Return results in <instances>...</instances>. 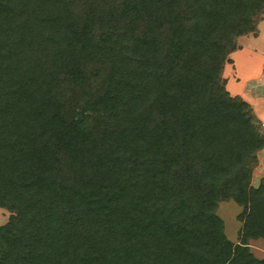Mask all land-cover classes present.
<instances>
[{
  "label": "trees",
  "instance_id": "obj_1",
  "mask_svg": "<svg viewBox=\"0 0 264 264\" xmlns=\"http://www.w3.org/2000/svg\"><path fill=\"white\" fill-rule=\"evenodd\" d=\"M73 1L0 0V264H264V188L228 183L238 244L216 214L263 143L220 74L264 0H132L147 29L103 33Z\"/></svg>",
  "mask_w": 264,
  "mask_h": 264
},
{
  "label": "rangeland",
  "instance_id": "obj_2",
  "mask_svg": "<svg viewBox=\"0 0 264 264\" xmlns=\"http://www.w3.org/2000/svg\"><path fill=\"white\" fill-rule=\"evenodd\" d=\"M135 6L132 0H74L70 5L69 9L73 15L76 22L82 27L89 30H94L97 33L103 32H115L120 28L131 26L139 31H145L147 28L143 22L136 15L133 18H128L126 16V11L128 8ZM261 16L259 17V19ZM258 19V20H259ZM262 31V25L260 27ZM230 62L223 65L220 81L224 90L228 92L229 96L239 98L232 94V90L229 87L230 81H236L234 78V68L230 54L228 55ZM231 63V64H229ZM253 71L257 72L258 67L252 68ZM227 81V82H226ZM226 82V86L224 85ZM237 82V81H236ZM228 86V87H227ZM232 87V86H231ZM229 90V91H228ZM255 126L261 125L255 116H251ZM263 124V123H262ZM264 125V124H263ZM262 125V130L258 133L261 136L263 143L259 147L261 149L256 150V164L249 178L246 180L240 175L241 171L235 175L233 180L225 179L221 184V190L225 193L221 194L225 196L226 199L218 203V208L216 211L217 216L223 222L224 234L227 239L233 244L239 243V231L241 228V223L237 220V216L242 212V206L238 205L234 201L235 190L228 189V185L233 182L234 187L240 192H244L247 196L257 190L258 188H264V126ZM261 127V126H259ZM252 160L247 157L244 159L243 165L240 168L243 171H249L251 168ZM229 183V184H228ZM241 187L243 188L242 191ZM16 214L5 207L0 205V227H3L9 223V221L14 218ZM249 251L250 253L258 258L264 259V253L260 250L259 241H250Z\"/></svg>",
  "mask_w": 264,
  "mask_h": 264
},
{
  "label": "crops",
  "instance_id": "obj_3",
  "mask_svg": "<svg viewBox=\"0 0 264 264\" xmlns=\"http://www.w3.org/2000/svg\"><path fill=\"white\" fill-rule=\"evenodd\" d=\"M236 46V50L230 54V59L235 67L233 76L237 82L230 81L229 87L232 94L238 96L247 105L250 115L255 116L262 129L264 124V9L255 25V32L237 38ZM255 66L259 68L257 72L252 70ZM258 241L260 250L264 253L263 243L261 240Z\"/></svg>",
  "mask_w": 264,
  "mask_h": 264
}]
</instances>
